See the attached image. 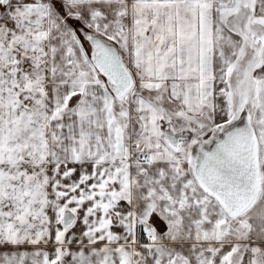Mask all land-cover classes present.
<instances>
[{"label":"snow or ice","instance_id":"6c2138e0","mask_svg":"<svg viewBox=\"0 0 264 264\" xmlns=\"http://www.w3.org/2000/svg\"><path fill=\"white\" fill-rule=\"evenodd\" d=\"M0 264H264V0H0Z\"/></svg>","mask_w":264,"mask_h":264}]
</instances>
